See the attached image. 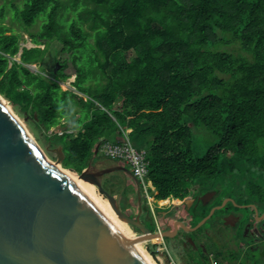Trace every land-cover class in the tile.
<instances>
[{
	"label": "trees",
	"instance_id": "obj_1",
	"mask_svg": "<svg viewBox=\"0 0 264 264\" xmlns=\"http://www.w3.org/2000/svg\"><path fill=\"white\" fill-rule=\"evenodd\" d=\"M8 14L34 48L22 47ZM55 43L62 56L48 79L28 65ZM73 74L74 91L64 90ZM0 95L46 132L70 122L76 134L48 140L77 174L95 164L97 146L131 130L158 201L252 183L264 177V0H4ZM192 128L209 140L202 157Z\"/></svg>",
	"mask_w": 264,
	"mask_h": 264
},
{
	"label": "water",
	"instance_id": "obj_2",
	"mask_svg": "<svg viewBox=\"0 0 264 264\" xmlns=\"http://www.w3.org/2000/svg\"><path fill=\"white\" fill-rule=\"evenodd\" d=\"M58 69L57 63L54 73ZM3 100L0 95V264H149L113 217L47 159ZM98 153L99 146L95 157ZM63 159L60 148L58 163ZM92 169L90 164L78 178L93 184L117 217L140 232L139 241L166 236L146 228L139 217L126 215L103 188L105 175L131 174L125 166ZM137 185L140 189L139 181Z\"/></svg>",
	"mask_w": 264,
	"mask_h": 264
},
{
	"label": "flooded vegetation",
	"instance_id": "obj_3",
	"mask_svg": "<svg viewBox=\"0 0 264 264\" xmlns=\"http://www.w3.org/2000/svg\"><path fill=\"white\" fill-rule=\"evenodd\" d=\"M126 168L131 174L122 173L136 188L138 201L133 218L139 217L150 230L155 225L160 233H166L160 242L168 264H177L175 260L178 264H264V177L252 183L233 182L228 193L220 187L223 182L208 189L194 187L184 199L160 200L164 209L150 207L149 216L138 179ZM212 210L210 218L196 228Z\"/></svg>",
	"mask_w": 264,
	"mask_h": 264
},
{
	"label": "rangeland",
	"instance_id": "obj_4",
	"mask_svg": "<svg viewBox=\"0 0 264 264\" xmlns=\"http://www.w3.org/2000/svg\"><path fill=\"white\" fill-rule=\"evenodd\" d=\"M14 2L19 3V0H14ZM3 4H4V0H0V6H2ZM6 24L12 26L13 28H15V31L20 32L23 35V41L21 43L22 47H26V48H34L35 47V45L32 44L31 41L29 40V38H28L26 32L23 30V28L18 24L17 21H12L9 14H8V17L6 20ZM37 29H38L37 26H35L33 28L34 31ZM40 48L43 49L44 47L42 46ZM60 48H61V45L58 43H55V45L47 52V54L45 56H38L37 57L38 61L36 63H32V64L28 65V67L32 71L37 72V73L43 75L44 77H46L48 79H52L53 71L56 67L57 60L59 58H61V56H62L59 53ZM219 50L220 51H226V52H232L234 54L242 55V56L246 55L240 49V47L238 45H221L219 47ZM132 56L133 55L131 54L130 57H132ZM18 59H19V57H18ZM68 73H73L72 69H69ZM74 76L75 75L73 74V76H71L69 78V80L61 83V86L64 90L74 91V89L70 86L71 82L73 81ZM5 101L7 102V105L11 108V110L14 112V114L17 116V118L27 128L28 132L31 134V136L34 138V140L39 144L42 151L49 158V160L52 161L54 164L65 169L63 167V161L61 163H58V158L60 156V148L61 147L56 145L55 143L50 142L48 140L49 134L45 130H42V129L36 127L35 125H33L32 123L28 122V120L22 114H20L13 107V105L10 104V102H8L7 100H5ZM67 126H70V122L67 123ZM198 129H200V128H198ZM192 130H193V133L195 135V140H196L195 144H196L197 152H196L195 156L196 157H202L204 152L207 150V148L209 146V140H207L203 135H196L194 128H192ZM197 134H200V133L197 132ZM118 164H122L123 166H126L124 164V162H115V161H111V160L105 158L103 156L102 152L99 151L97 160H96L95 164L92 165L93 166L92 170L97 171V170L105 169V168L112 167V166H115ZM66 170H68L69 172H71V174H73L75 177L78 178L79 174H77L76 172L71 171L69 169H66ZM109 183H113L114 187L110 188V186H108ZM102 185L108 191L110 189L114 190L113 196L117 199L119 205H120V203L121 204L123 203V199L121 196L122 193H124L128 188L131 189L127 193V201L123 207L124 210L121 207L120 208L126 215L130 216L131 218H133L138 213L137 202H136V198H137L136 197V188L134 187L132 182L126 176H124V174L122 172L116 171V172L105 175L102 178ZM220 187L224 193H228L231 191L230 185H228V184L221 183ZM141 190H142L141 191L142 195H144L143 187L141 188ZM148 192H149L150 196H152L154 199V202H153L154 209H156V210L164 209V203H162L161 201L158 203V200L155 198L154 190L152 188H148ZM103 199H105L107 201V199L105 197H103ZM143 203H145V205L148 206L146 198H144ZM108 204H109V202H108ZM129 227L133 230V232L138 237H140V232L135 231L132 228V226H129ZM152 231L153 232L156 231L155 225H154V227H152ZM152 241L158 242V241L153 240V239L147 241V243L142 241L144 246H145V250L147 251L149 256L152 258V260L156 264H168L164 258V255H163L164 252L162 253V255H160L159 253H157V255L156 254L154 255V253H151V243H153ZM167 244L169 247L168 248L169 253H170L171 257L175 260V255H174L175 252L172 249L170 242H167ZM175 262L178 264L177 260H175Z\"/></svg>",
	"mask_w": 264,
	"mask_h": 264
},
{
	"label": "built area",
	"instance_id": "obj_5",
	"mask_svg": "<svg viewBox=\"0 0 264 264\" xmlns=\"http://www.w3.org/2000/svg\"><path fill=\"white\" fill-rule=\"evenodd\" d=\"M74 80L75 76L71 84L74 82ZM130 131L131 130L123 131L122 137L118 140L104 141L100 145V151L102 152L105 158L111 161L124 162V164L131 170L133 176L136 177L140 182L141 188L143 187L144 190V198H146L148 206L153 209L154 199L152 196H150L148 188H152L154 190V195H156L157 192L153 187L152 182L148 180L149 161L147 160V151L139 150L131 143L128 136ZM47 133L49 134V136H52L54 134H57L58 136H71L76 134L77 131L71 128L70 126H67L64 128H52ZM154 232L160 233L159 227H157L156 231ZM152 242L153 243H151V253H154V255H157V253L162 255L163 249L161 242Z\"/></svg>",
	"mask_w": 264,
	"mask_h": 264
},
{
	"label": "bare ground",
	"instance_id": "obj_6",
	"mask_svg": "<svg viewBox=\"0 0 264 264\" xmlns=\"http://www.w3.org/2000/svg\"><path fill=\"white\" fill-rule=\"evenodd\" d=\"M3 102L5 103L6 106H8L6 101L3 100ZM9 109L11 110L10 107H9ZM30 136H31V134H30ZM32 139L34 140L33 137H32ZM34 142L39 146V144L35 140H34ZM39 148L41 149L40 146H39ZM47 159L49 160L48 157H47ZM50 162L53 163L52 161H50ZM54 165H56V164H54ZM56 167L62 169L69 177L76 180L113 217V219L118 223V225L127 234V236L134 241L136 247L141 251V253L144 255V257L146 258V260L148 261L149 264H156L152 260V258L149 256L147 251L145 250V246H144L143 242L138 240L139 237L133 232V230L129 227V225L126 222L122 221L121 219H119L117 217V215L115 214V212L111 208L110 204H108V202H107L108 200L106 201L105 199H103V197L100 195V193L97 191V188L93 184L75 177L73 174H71V172H69L66 169H63L62 167H60L58 165H56ZM144 242H147V241H144Z\"/></svg>",
	"mask_w": 264,
	"mask_h": 264
}]
</instances>
